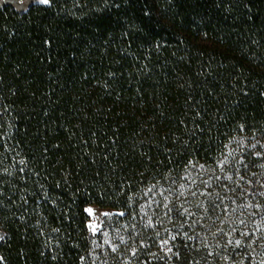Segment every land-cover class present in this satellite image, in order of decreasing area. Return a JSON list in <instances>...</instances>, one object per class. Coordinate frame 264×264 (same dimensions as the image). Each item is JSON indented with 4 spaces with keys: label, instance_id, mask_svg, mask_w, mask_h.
Segmentation results:
<instances>
[{
    "label": "trees",
    "instance_id": "obj_1",
    "mask_svg": "<svg viewBox=\"0 0 264 264\" xmlns=\"http://www.w3.org/2000/svg\"><path fill=\"white\" fill-rule=\"evenodd\" d=\"M0 264H264V0L0 4Z\"/></svg>",
    "mask_w": 264,
    "mask_h": 264
},
{
    "label": "rangeland",
    "instance_id": "obj_2",
    "mask_svg": "<svg viewBox=\"0 0 264 264\" xmlns=\"http://www.w3.org/2000/svg\"><path fill=\"white\" fill-rule=\"evenodd\" d=\"M3 3H9L18 9H22V8H26L31 3H41V2L40 0H0V4ZM88 209L92 210L91 214L89 213ZM87 213L89 215V221H88L89 229L93 234H96L103 227L105 220L118 212L110 208H101L96 205H91L87 207ZM93 227L96 228L95 232L93 231Z\"/></svg>",
    "mask_w": 264,
    "mask_h": 264
},
{
    "label": "snow or ice",
    "instance_id": "obj_3",
    "mask_svg": "<svg viewBox=\"0 0 264 264\" xmlns=\"http://www.w3.org/2000/svg\"><path fill=\"white\" fill-rule=\"evenodd\" d=\"M41 3H45L47 4L49 2V0H40ZM89 213L91 214L92 213V210L91 209H88ZM121 215H123V213H121ZM93 231L95 232L96 231V228L93 227ZM237 244H239L240 242L239 241H236Z\"/></svg>",
    "mask_w": 264,
    "mask_h": 264
}]
</instances>
